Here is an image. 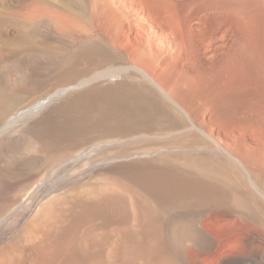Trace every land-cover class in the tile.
Masks as SVG:
<instances>
[{
  "label": "rangeland",
  "instance_id": "obj_1",
  "mask_svg": "<svg viewBox=\"0 0 264 264\" xmlns=\"http://www.w3.org/2000/svg\"><path fill=\"white\" fill-rule=\"evenodd\" d=\"M100 1L0 0V264H264V0Z\"/></svg>",
  "mask_w": 264,
  "mask_h": 264
},
{
  "label": "bare ground",
  "instance_id": "obj_2",
  "mask_svg": "<svg viewBox=\"0 0 264 264\" xmlns=\"http://www.w3.org/2000/svg\"><path fill=\"white\" fill-rule=\"evenodd\" d=\"M100 1V0H99ZM70 2V1H69ZM100 2H102V1H100ZM99 2V3H100ZM239 2V1H238ZM42 3V2H41ZM96 3H98V0H97V2ZM99 3H98V5H99ZM102 3H104V2H102ZM61 4V3H60ZM72 4V3H71ZM102 5V4H101ZM100 5V6H101ZM105 5V4H104ZM244 6V5H243ZM63 7V6H62ZM102 7V6H101ZM101 7H99V8H101ZM246 7V6H245ZM47 8V7H46ZM48 9V8H47ZM102 9V8H101ZM53 10V9H52ZM75 11V10H74ZM101 12V11H100ZM63 15H65L64 13H63ZM65 16H67V15H65ZM69 16V15H68ZM67 18H71L70 20H75L74 22H77V21H79V20H77V19H75L74 17H67ZM66 18V19H67ZM77 24H79L78 22L76 23V25ZM62 26V25H61ZM113 27H114V25H113ZM2 29V28H1ZM114 29V28H113ZM30 30V29H29ZM118 31V30H117ZM28 36V35H27ZM24 37V36H23ZM23 43V42H22ZM30 43V42H29ZM28 43V44H29ZM61 43V42H60ZM25 45V44H24ZM1 47V46H0ZM30 47V46H29ZM32 47V46H31ZM12 48V47H11ZM43 49V48H42ZM19 50H20V48H19ZM35 50H36V48H35ZM41 51V50H40ZM42 52V51H41ZM50 52V51H49ZM50 54V53H49ZM34 56V55H33ZM115 61V60H114ZM10 64V63H9ZM11 65H14V63L13 64H11ZM25 65V63L24 62H22L21 64H19V65H15L14 67H12L11 69H9L7 72H6V77H8L7 78V80H10L11 79V77L14 75V74H22L23 73V71H21L22 70V67ZM49 65V64H48ZM7 66V65H6ZM9 66V65H8ZM42 68H43V66H41ZM40 67V68H41ZM40 68L39 69H34L32 72H26V73H24L25 75H24V80H28L29 82H30V84L36 79V78H38V76H39V74H43V73H40ZM4 69V68H3ZM2 69V70H3ZM44 69V68H43ZM1 72V71H0ZM20 76V75H19ZM1 77V76H0ZM40 77H42V76H40ZM1 79V78H0ZM39 79H41V78H39ZM3 80V79H2ZM19 81H20V79H19ZM36 81V80H35ZM4 82V81H3ZM8 82V81H7ZM38 82V81H37ZM36 82V83H37ZM1 83V82H0ZM21 83V82H20ZM35 83V82H34ZM33 83V84H34ZM40 83V82H39ZM21 85H22V83H21ZM31 88V87H30ZM2 93V92H1ZM60 93V92H59ZM63 93H65V92H63ZM1 95H3V94H1ZM57 95H59V94H53L50 98H48V100H47V102L46 101H43V102H41V103H39V104H37L36 106H35V108H34V110L38 113V111L46 104V103H48V101L50 102L51 100H53V99H55L56 97H57ZM10 96V95H9ZM22 96H23V93H22ZM21 96V97H22ZM5 97V96H4ZM19 97V96H18ZM30 97V96H29ZM34 97V96H33ZM59 97V96H58ZM25 98V97H24ZM229 98H231V97H229ZM19 99H21V98H19ZM226 99V98H225ZM5 100H9V99H7V98H0V104H1V102L2 101H5ZM9 101H12V100H9ZM216 101V100H215ZM215 101L213 102L214 104H215V111H216V113L219 115V116H221V117H224V116H235V117H243V118H245V120H247V119H250L251 118V114H252V112L254 111V110H256V108L257 107H259L258 105H259V99L256 97V96H242V98H239V99H232V101H230V102H227V101H219V102H217V103H215ZM16 102V101H15ZM18 102H20V101H18ZM26 102V101H25ZM45 102V103H44ZM5 103V102H4ZM3 103V104H4ZM15 104V103H14ZM13 104V105H14ZM27 104V103H26ZM11 104L9 103V106H10ZM13 105H12V109H13ZM17 105V104H16ZM16 105H14V107H16ZM3 106V105H2ZM22 106H23V104H22ZM17 107H18V105H17ZM21 107V106H20ZM2 109V108H1ZM5 109V108H4ZM9 109V108H8ZM26 109H28V108H26ZM9 110H11V109H9ZM25 110V109H24ZM18 111H20V109L18 110ZM30 111V110H29ZM4 112V111H3ZM2 112V113H3ZM26 112V111H25ZM28 112V111H27ZM0 113H1V111H0ZM7 113H9L8 112V110L6 111V112H4L3 114H1V118H0V121H1V119H2V117H4V115H6ZM13 113V112H12ZM8 115V114H7ZM17 115V114H16ZM31 115H35V112H33L32 110H31V112H30V114L29 113H22L20 116H19V118H17L16 120H15V122L14 123H12V125H14V126H17L18 124V122H20V121H23V122H30V120H32L31 119ZM18 116V115H17ZM4 119V118H3ZM14 119V118H13ZM13 121V120H12ZM9 123V122H8ZM3 124V123H2ZM10 124V123H9ZM7 125V124H6ZM6 125H5V127H6ZM11 126V125H10ZM10 126H8L7 127V130H6V132L8 133V130H9V128H10ZM25 129H23V130H21L19 127H18V130H17V133L15 134V135H13V136H11V137H7V138H2L1 140H0V164L1 163H3V164H6V162H8V161H11L12 162V160H15V158H20V156H19V154L20 155H22V153L24 152L23 151V149H22V145L23 144H21V142H23L22 140L24 139V137H25ZM1 132H5V130L4 131H1ZM2 136H4V135H2ZM191 138V137H190ZM20 144H21V146H20ZM206 144V143H205ZM94 150L95 149H90V150H88V151H85L83 154H81V155H79V156H77V157H71L70 156V158H68L67 157V161H66V165H70L69 167L71 168V165H76L78 162L80 163L81 161H84L87 157H88V155H91L93 152H94ZM71 154V153H70ZM19 161V160H18ZM206 162V161H205ZM56 163V162H55ZM2 164V165H3ZM25 164V163H24ZM63 164V163H62ZM7 165V164H6ZM35 165V164H34ZM50 165V164H49ZM59 165V164H58ZM57 165V166H58ZM65 165V164H64ZM63 165V166H64ZM23 166V165H22ZM62 166V167H63ZM72 166V167H73ZM61 167V166H60ZM84 168V167H83ZM60 169V168H59ZM65 169V168H64ZM80 170V169H79ZM66 171H69V169H66V170H64V172H66ZM54 172H56V171H54V168L53 169H51L50 171H49V174H48V176H46L47 177V179L43 182L42 181V183H44L43 185H41V186H38V188L35 190V192H34V195H32V198H30L29 200L31 201V200H34V199H36L37 198V196H38V194L41 192H43V188H44V186L47 184V183H52V181L54 180V177H55V173ZM70 173V172H69ZM57 177V176H56ZM55 177V178H56ZM7 184V183H6ZM47 186V185H46ZM9 188L10 187H8V185H6V187L4 188V192L6 191V190H9ZM2 191V192H3ZM4 192H3V194H4ZM1 194V193H0ZM7 196H9V195H7ZM39 197V196H38ZM5 200V199H4ZM11 200V199H10ZM16 201V200H15ZM30 201H28V202H30ZM18 202V201H17ZM25 202V201H24ZM15 203V202H14ZM26 203V202H25ZM34 203H35V200H34ZM33 203V204H34ZM52 203V202H51ZM21 204V203H20ZM20 204H18L17 203V206H18V208L16 207V210H12V211H9V212H7L8 214L5 216V214L3 215V216H5V218H3L4 220L2 221V219H1V223H0V236H2V235H6V233L11 229V227H15V224H19V220H20V217L24 214V212H26V215L27 214H29V213H32V211L34 210V208H35V205H32V203L30 202V204L32 205H30L31 206V208L29 207V208H24L23 210H22V206L23 205H21L20 206V209L21 210H19V205ZM48 204H50V203H48ZM48 206V205H47ZM47 206H45V208L47 207ZM50 206V205H49ZM53 206V205H52ZM24 207H28V206H25L24 205ZM45 208H43L44 210H45ZM48 208V207H47ZM10 209H12V208H10ZM14 209H15V206H14ZM49 209V208H48ZM52 210V209H51ZM43 211V210H42ZM50 211V210H49ZM44 212H46V211H44ZM43 212V213H44ZM22 213V214H21ZM42 213V214H43ZM57 214V213H56ZM21 215V216H20ZM40 215V214H39ZM42 216V215H41ZM36 217H38V216H36ZM38 219V218H37ZM43 219V218H42ZM39 220H40V218H39ZM38 221V220H37ZM43 222V221H42ZM40 223V222H39ZM38 223V224H39ZM45 223V222H44ZM33 224V223H32ZM38 224H35V225H37L36 226V229H40V228H38L39 226H38ZM192 224V223H191ZM34 225V224H33ZM31 228V227H30ZM33 228V227H32ZM34 228H35V226H34ZM13 229V228H12ZM193 229V231L195 232V234H197L196 232H198L197 230H198V223H197V221L196 222H194L193 224H192V228L190 229V230H192ZM38 230H36V231H38ZM27 231V230H26ZM10 233V232H9ZM30 233V232H29ZM33 233V232H32ZM40 233V232H39ZM34 235H36L37 236V234H34ZM7 236V235H6ZM28 236V235H27ZM3 237V236H2ZM30 237H31V234H30ZM18 238V237H17ZM20 238V237H19ZM34 238H36V237H34ZM34 238L32 237V239L34 240ZM37 239V238H36ZM20 239H16L15 241H19ZM34 241H36V240H34ZM21 243V242H20ZM209 244V243H208ZM9 245H11V244H9ZM20 250V249H19ZM231 260V259H230ZM225 264H236V263H234V262H231V261H227V262H225Z\"/></svg>",
  "mask_w": 264,
  "mask_h": 264
}]
</instances>
